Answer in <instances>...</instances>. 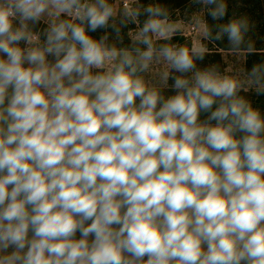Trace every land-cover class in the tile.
<instances>
[{
  "label": "clouds",
  "instance_id": "obj_1",
  "mask_svg": "<svg viewBox=\"0 0 264 264\" xmlns=\"http://www.w3.org/2000/svg\"><path fill=\"white\" fill-rule=\"evenodd\" d=\"M134 3L0 0V264H264V62L205 63L249 20Z\"/></svg>",
  "mask_w": 264,
  "mask_h": 264
},
{
  "label": "trees",
  "instance_id": "obj_2",
  "mask_svg": "<svg viewBox=\"0 0 264 264\" xmlns=\"http://www.w3.org/2000/svg\"><path fill=\"white\" fill-rule=\"evenodd\" d=\"M226 4V13L222 21H213L206 16L204 7L195 0H136L135 6L146 5L149 3H158L162 7L169 11L170 17L179 15L180 12H185V15L181 14L178 18H182L186 21L192 13L199 12L202 19H204L210 28H213L217 23L227 22L228 19L245 16L250 23V30L248 38L252 43V51L245 52L243 70L246 74L247 70L251 68L253 64L264 62V0H224ZM140 20L143 19L141 16ZM136 25H129L127 29H122V33L125 34L124 43L129 42V37L126 35L129 29L135 28ZM184 40V37H182ZM175 36L172 38L171 43H174ZM182 40V39H181ZM226 42H206L207 51L205 56V63H215L219 65L223 70L225 67L221 57V52H231L224 46ZM244 94L253 104L264 112V95H255L251 90Z\"/></svg>",
  "mask_w": 264,
  "mask_h": 264
},
{
  "label": "rangeland",
  "instance_id": "obj_3",
  "mask_svg": "<svg viewBox=\"0 0 264 264\" xmlns=\"http://www.w3.org/2000/svg\"><path fill=\"white\" fill-rule=\"evenodd\" d=\"M132 6H135V3L132 4ZM181 14L185 15V12H180L179 15H176L175 17H170L173 20L181 21L185 25V29L189 28L193 22V19L195 17H201V14L199 12L192 13L189 18L186 19V21H183L182 18H176L179 17ZM133 28L132 30H134ZM185 29H181L176 35L174 39V43H186L187 40H183L182 37H186L188 39L191 38L194 33H186ZM182 39V40H181ZM221 57L224 62L225 67L222 71H227L229 74L231 73H238L242 78L245 76L243 65H244V59L245 55L241 52H221ZM170 82V81H169Z\"/></svg>",
  "mask_w": 264,
  "mask_h": 264
},
{
  "label": "crops",
  "instance_id": "obj_4",
  "mask_svg": "<svg viewBox=\"0 0 264 264\" xmlns=\"http://www.w3.org/2000/svg\"><path fill=\"white\" fill-rule=\"evenodd\" d=\"M184 40H187V41H188L189 39H188V38H186V37H184Z\"/></svg>",
  "mask_w": 264,
  "mask_h": 264
}]
</instances>
